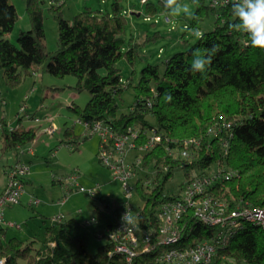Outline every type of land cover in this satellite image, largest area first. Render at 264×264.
Masks as SVG:
<instances>
[{
    "label": "trees",
    "instance_id": "1",
    "mask_svg": "<svg viewBox=\"0 0 264 264\" xmlns=\"http://www.w3.org/2000/svg\"><path fill=\"white\" fill-rule=\"evenodd\" d=\"M68 1L50 0L49 10L59 22V48L51 51L46 41L44 0H26L32 26L20 31V45L6 36L14 29L19 13L9 0H0V67L7 85H19L25 76L35 73L37 65L45 64L54 75L78 76L76 87L90 91L91 98L85 106H71L81 120H100L117 132L136 125L140 127L137 140L144 136L145 142L154 132L163 136L161 143L145 153L144 165L153 164L157 172L155 184L147 185L142 178L137 180L138 192L145 202L142 225L148 219L157 224V207L177 193L166 192V185L178 168L185 169L183 187L193 178L227 166L233 175L209 185L216 198L227 202L225 212L238 205L264 207V49L250 46L247 33L229 29V24L238 22L231 2L214 6L209 0H199L189 27H200L212 13L216 15L214 27L187 49L167 58L163 70L160 64L145 66L135 85L134 102L128 111L119 113V99L126 82L117 62L125 57L136 64L138 59L134 41L126 46L129 16L122 1L116 0L114 10L87 6L70 19L64 13ZM147 8L157 9L154 3L147 4ZM155 35H147L145 41L161 36V32ZM213 44L219 46V51L207 72H193V52L199 49L203 53ZM165 93L172 94L171 103L165 101ZM226 122L231 127L225 126ZM2 124L4 151L30 144L38 132L33 126L7 129L5 119ZM74 134V129L68 127L65 142L77 140L79 137L73 138ZM183 150L187 153L182 154ZM214 163L218 166L212 167ZM195 168L201 171L193 174ZM99 200L108 213L98 205L95 212L108 219V227H113L121 217L125 201L110 195H101ZM85 224L76 218L53 220L46 226L45 240L36 247L34 241L25 244L19 236L6 240L7 228L0 227V258L7 259L5 264H19V258L27 260V264H126L124 254L109 253L114 245L110 238L97 252H91ZM183 224L184 241L190 244L210 238L222 229L191 213L185 214ZM242 225L219 248L220 257L226 254L239 262L264 264V229L250 220H243ZM99 232L107 236L105 228ZM51 241L56 244L49 245Z\"/></svg>",
    "mask_w": 264,
    "mask_h": 264
},
{
    "label": "rangeland",
    "instance_id": "2",
    "mask_svg": "<svg viewBox=\"0 0 264 264\" xmlns=\"http://www.w3.org/2000/svg\"><path fill=\"white\" fill-rule=\"evenodd\" d=\"M115 1L69 0L64 5V13L67 18L72 19L87 6L107 11L114 10ZM121 1L130 19L126 46L129 47L130 42L134 41L138 59L136 64L130 63L125 57H121L117 62L126 82V89L119 99V113L128 111L134 102L137 94L135 85L140 82L145 66L149 63L160 64L163 70L167 58L177 51L187 49L199 39L194 30L204 33L214 27L216 19V15L212 13L202 21L200 27H189L193 18H188L183 13L179 16L172 15L170 10L165 8L163 0H148V3L144 0ZM9 2L17 9L19 19L14 29L6 36L11 42L20 45L18 41L20 31L32 26L30 15L26 8V0ZM153 3L157 9L151 11L147 4ZM179 3L188 4L194 14L196 4L193 0H179ZM44 6L46 41L49 49L56 51L59 48V22L49 10L50 0H44ZM159 31L161 36L145 41L147 35L156 36V32ZM36 67L33 75L25 76L19 85L13 87L7 85L4 70L0 67V182L5 180L3 169L16 163L19 158L31 163L30 170L25 174V192L21 202L6 208L5 218L16 224L14 227H7L5 239L19 236L25 244L34 241L36 247L45 240L46 226L52 223L55 215L63 214L64 218H76L83 223L96 217L95 221L85 224V229L90 233L89 249L95 253L109 238L99 232L102 228H108V219L95 212V206L98 205L104 213H108L99 196L110 195L123 201L128 200L124 183L121 178L114 175L109 165L100 160V134L87 133L86 124L71 108L74 103L85 106L91 98L90 91L79 90L76 87L78 76L74 74L59 76L50 73L45 64ZM130 81L133 83L129 84ZM152 83L156 84L155 81ZM49 116L54 117L58 127L53 134L46 131L50 123ZM37 117L39 121L36 120ZM3 119L7 122L5 125L7 129L17 126L35 127L38 130L36 138L19 150H2ZM68 127H72L75 134L80 135H73L75 139L79 137L77 140L65 142ZM145 139L144 136L141 137L136 145L142 147L146 143ZM152 150V147L144 152L140 150L143 153V160L147 155L145 153ZM136 154L137 149H129L125 154L127 163L133 162ZM147 166L143 168L141 164L138 165L139 174L131 178L133 183L138 178L147 181L156 177L153 164ZM216 166L217 163L212 165ZM220 167L222 168L219 170L224 172L233 171L227 166ZM223 167L229 170H224ZM193 171L194 174L201 170L195 168ZM185 178V169H176L166 185V192H179L183 188L181 185ZM83 185L85 187L99 185L102 189L99 194L92 195L80 189ZM31 199H40V203L30 204ZM131 200L137 206L142 203L140 193L136 189L133 190ZM50 243L52 241L49 245ZM18 263L27 264V260L19 258Z\"/></svg>",
    "mask_w": 264,
    "mask_h": 264
},
{
    "label": "built area",
    "instance_id": "3",
    "mask_svg": "<svg viewBox=\"0 0 264 264\" xmlns=\"http://www.w3.org/2000/svg\"><path fill=\"white\" fill-rule=\"evenodd\" d=\"M214 6L223 5V0H209ZM153 99H157L154 96ZM48 119L51 124L47 125L46 131L53 134L57 130L53 122V116ZM36 120H40L38 117ZM87 126L89 134L99 133L101 136L99 155L101 160L109 165L116 177L123 180L124 189L128 196L125 201V208L121 213H125L126 208L130 212L131 222L126 226L121 217L113 226L106 229L107 236L114 244L109 251L110 254L120 253L125 255L126 264H253L251 262H239L235 257L221 254L219 248L224 247L231 236L242 228L243 220H250L262 226L264 229V207H253L250 205H238L229 213L225 212L227 202L216 198L213 192L209 191V185L224 177H231L233 172L218 170L204 177H197L189 180L183 188L175 194L173 198L164 200L156 209L157 224L152 219L146 220L142 225L141 212L145 207V202L137 206L131 198L133 190L137 187V180L133 183L131 178L137 176L138 165H144L143 153L163 141V136L154 132L143 144L142 147L136 145L140 136V127L128 126L123 132L114 131L100 120H83ZM231 127V123L224 124ZM174 141V139H171ZM227 144V141H224ZM134 148L138 150L135 160L127 163L126 156L128 150ZM141 150V151H140ZM228 151V146L226 147ZM187 153L183 150L182 154ZM151 167V166H150ZM31 163L27 161H17L5 168L3 174L5 180L0 182V227H14L15 222L5 218L7 206L21 202L25 192V174L30 170ZM157 173V172H156ZM156 178V177H155ZM142 179L145 184H155L156 180ZM81 190L88 191L92 195L100 193L102 187L99 185L80 187ZM141 196V195H140ZM40 203V199H31L30 204ZM186 213H191L195 217L210 225H220L222 229L214 233L210 238L199 240L194 244L185 242V225L183 219ZM64 218L63 214L55 215L54 221ZM97 218L93 217L91 221ZM91 221H87V224ZM103 236L104 233L101 232ZM56 242L50 243L54 245ZM7 259L0 258V264H5Z\"/></svg>",
    "mask_w": 264,
    "mask_h": 264
},
{
    "label": "clouds",
    "instance_id": "4",
    "mask_svg": "<svg viewBox=\"0 0 264 264\" xmlns=\"http://www.w3.org/2000/svg\"><path fill=\"white\" fill-rule=\"evenodd\" d=\"M163 2L165 8L169 9L172 15L179 16L183 13L188 18H194L188 4H181L179 0H163ZM229 2H231L233 15L238 18V22L229 24V29L247 33L250 46L264 49V0H223V4ZM193 3L198 6L199 0H193ZM194 34L198 38L203 37V33L199 30H194ZM218 51L219 46L216 44L203 53L199 49L195 50L191 70L205 74ZM164 99L171 103L173 96L171 93H165ZM121 219L125 226L131 222L130 212L127 208Z\"/></svg>",
    "mask_w": 264,
    "mask_h": 264
},
{
    "label": "crops",
    "instance_id": "5",
    "mask_svg": "<svg viewBox=\"0 0 264 264\" xmlns=\"http://www.w3.org/2000/svg\"><path fill=\"white\" fill-rule=\"evenodd\" d=\"M50 121V120H49ZM53 122L56 124V122H55V120H54V117H53ZM49 124H51V121H50V123ZM57 126V125H56ZM58 128V127H57ZM87 130V129H86ZM84 136V135H83ZM84 137H87L88 138V136H84ZM17 161H20V158L17 160ZM16 161V162H17ZM3 171H4V169H3ZM3 176H4V174H3ZM5 177V176H4ZM1 183H3V182H1Z\"/></svg>",
    "mask_w": 264,
    "mask_h": 264
}]
</instances>
